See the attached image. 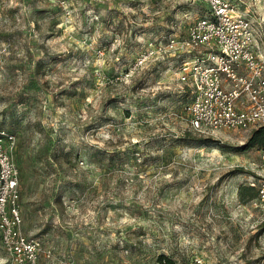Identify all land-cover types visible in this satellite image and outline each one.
<instances>
[{
	"label": "rangeland",
	"instance_id": "rangeland-1",
	"mask_svg": "<svg viewBox=\"0 0 264 264\" xmlns=\"http://www.w3.org/2000/svg\"><path fill=\"white\" fill-rule=\"evenodd\" d=\"M228 1L264 59V0ZM206 15L194 0H0V128L40 264H264V222L238 194L264 179L252 131H194L177 56L128 74ZM0 264H16L1 236Z\"/></svg>",
	"mask_w": 264,
	"mask_h": 264
},
{
	"label": "built area",
	"instance_id": "built-area-1",
	"mask_svg": "<svg viewBox=\"0 0 264 264\" xmlns=\"http://www.w3.org/2000/svg\"><path fill=\"white\" fill-rule=\"evenodd\" d=\"M194 1L206 7L207 15L194 22L184 37L149 44L128 74L133 77L156 60L177 56L181 59L179 80L191 95L187 108L194 131H253L264 126V59L256 50L252 22L238 14L228 0ZM15 150L14 134L0 128L1 242L16 264H40L39 243L22 232L21 178ZM260 158L264 163V146ZM251 186L257 195L250 204L264 222V179Z\"/></svg>",
	"mask_w": 264,
	"mask_h": 264
},
{
	"label": "trees",
	"instance_id": "trees-1",
	"mask_svg": "<svg viewBox=\"0 0 264 264\" xmlns=\"http://www.w3.org/2000/svg\"><path fill=\"white\" fill-rule=\"evenodd\" d=\"M264 146V126L253 130L248 141L246 143V149L258 147L261 149ZM238 172H242L243 170H236ZM21 178V174H20ZM239 198L243 203H248L252 199H254L257 195V190L255 187L251 185H242L239 188ZM158 261L160 264H175V262L168 258L166 255L162 254L158 257Z\"/></svg>",
	"mask_w": 264,
	"mask_h": 264
}]
</instances>
